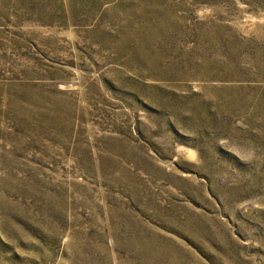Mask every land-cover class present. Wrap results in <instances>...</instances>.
I'll return each mask as SVG.
<instances>
[{"label":"rangeland","instance_id":"rangeland-1","mask_svg":"<svg viewBox=\"0 0 264 264\" xmlns=\"http://www.w3.org/2000/svg\"><path fill=\"white\" fill-rule=\"evenodd\" d=\"M0 264H264V0H0Z\"/></svg>","mask_w":264,"mask_h":264}]
</instances>
